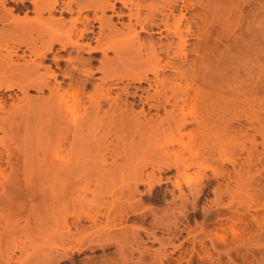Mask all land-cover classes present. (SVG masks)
<instances>
[{"label": "rangeland", "instance_id": "1", "mask_svg": "<svg viewBox=\"0 0 264 264\" xmlns=\"http://www.w3.org/2000/svg\"><path fill=\"white\" fill-rule=\"evenodd\" d=\"M63 1H66V0L59 1L60 5ZM192 1L191 2L193 4L191 3L192 7L189 11V15L191 18L190 19L191 29H192L191 31L192 33L194 32L193 34L195 36L192 34L193 36L189 39V44H190L188 47L189 50L192 49L191 46L194 47L196 41L203 40L202 36L198 35L199 30L197 27L200 26L201 24L197 18L198 17L197 15L204 16L205 18L208 19V21H211L213 23L212 27L210 26L211 34L207 38L209 45H210L209 50H212V53L211 52L210 54L207 53L206 55L208 57L205 56L207 58L205 60H206V63H208L207 65H210L209 63H213V65L214 63H216L219 66L217 65L218 66L217 67L216 64L214 66L211 64V66H209L210 68L206 67L205 70H202L203 77L212 76V74L216 73L217 70L222 69V68L228 69V67L230 68L232 73H235V72H236L235 74L239 73L238 75L234 74L235 75L234 77L236 78L235 84L233 81H230V83L227 86L224 83L219 84V85L223 84L222 85L223 87L226 86L224 88L222 86L221 87L218 86V84L215 85L214 87H209L211 89L208 88L209 96L207 97H208V103H210L208 104L210 107L209 106L206 107V109L208 108L207 109L208 112L206 110V112L204 113L203 110L201 111L198 107H193V106L189 107V111L191 112L192 115L187 118L188 120L191 121L194 118L198 119V117L200 119L201 117L207 119L209 117L208 119L210 121L213 119V122L211 121L212 125L209 124V129L211 130L213 129L214 132L215 131L220 132L223 129L224 132L226 133L224 134L223 130L222 132H220V134H218V132L217 133L215 132V134L217 135L213 137L210 134V133H213V131L210 130V133L208 134L209 137L205 140V144H202V145H198L197 143H194L193 145V142L197 141L195 140L194 137L190 138L192 142L188 141L186 138L184 139L181 138L183 140L180 144L183 145V147L186 146L185 144L190 145L192 147L191 153H194V154H191L190 152H188V150H182L178 148L177 144L175 143L176 144L175 145L174 142L172 143L173 147L175 149L176 148L178 149L171 152L172 155L166 154V153L164 155L163 151L160 150V148L162 149L164 147L168 148V146L171 145L170 143L171 133H172V130L175 128L174 125L172 124H168L167 126L170 125L169 127L165 125L167 123L164 120L165 117L163 118L164 116L163 112L164 113L165 111L168 112V114L165 115L166 117L173 115V114H177L176 108H171L170 105H165V110L161 109L162 112L159 111L156 114L154 109L150 110L147 108V106L146 107L144 106V109H143L145 111L144 115L146 117L148 116L147 118L151 117V115L153 116L154 121L156 120L157 115H158L157 116L158 118H162L161 124L160 123L157 124V122H155L152 124L153 126L151 124H147L148 126L147 127L145 123L146 121H143L141 119L142 115L140 116L139 113H138L139 115H137V113L135 112L137 110H138L137 112H139L140 111L139 109L141 107L139 105V102L137 101L138 98L129 96L127 97V102L133 101V114L134 115L136 114V116L140 118L139 120H136L135 123H134V120L131 122H128L129 124L131 123L130 126L132 124L133 126L129 128L127 127L129 125L127 123H125L122 126H114L113 123H110V122L108 123L109 120L105 117L104 114L102 115V113H104L103 110L105 108L106 109L108 108L107 105L109 104V102L106 103L103 100L102 108H101L103 112L101 110L100 111L102 113L100 111H97V115L99 114V116L96 115L97 116L96 120H94L95 114L93 115V113H91L88 116L91 120L88 117L87 118L85 117L83 121L81 122V124L82 123L83 124L82 125L80 124V126L76 128L78 133L76 132V130L74 132L71 131L73 132V135L71 132L68 133L67 135L66 133L65 134L63 133L62 136L66 139L65 141L67 143L66 146H69L70 144H72L73 146V151H74L73 155L72 156L68 155L67 157L66 153L61 154L59 158L61 159L65 158L67 162L66 165H64L63 167H60V169L59 168L50 169L49 168L50 155H51L50 151L52 150L53 146L56 145L57 141L55 140H57L59 137L58 130L64 127L63 126L64 123L58 118L55 119V117L57 116L54 115L56 114L55 109H53L54 111H52V108L54 107V105H52L53 107L51 106L52 102H48L49 104H45V101H44L45 97H48L49 93L47 92V90L43 91V93H39L35 89L34 90L28 89L27 95H26L27 100H25L22 103L20 102L21 103L20 104L19 99H21L22 97L20 91L16 89H12L11 91L0 90V108H4L5 111L6 109H9V108L11 109L12 107L10 105L12 104V102L14 104L15 103L19 104V106L22 105L23 109L25 107V110H24L25 112L21 110V108H18L21 110V112L19 113L18 111L20 110L18 109L15 110V111L18 110L17 111L18 114H15V115L13 114V116L10 118L9 121H11L12 119H15V121L14 120L11 121L12 123L11 125H8L7 123L8 121L6 122L7 124L6 126L3 125L5 123L2 124L3 128L5 127V129L8 130L7 135H6L7 133L6 130L4 133L0 129V141H1L0 151L4 152L3 146H5L7 149H9V152L13 154V155L12 154L10 155L9 165H7L6 163L4 164L6 158L3 159L4 157H6L5 154L0 153V164H1V168H0V215L1 213L3 214V216L2 215L0 216V219H1L0 222H3L5 219L7 220L9 218L8 220L10 221L11 219V224L17 225L16 227L8 226L4 230L2 228L3 226L2 227L0 226L1 227L0 234L3 236H7L11 230L16 232L20 229H25L24 231H26L27 228L32 229L31 227L33 228L35 227L34 226L35 220L36 222L40 223L39 225L41 227L42 226L43 228L45 227V229H43L42 232L39 233L38 237L34 238L32 242L31 241L28 242V240H25L24 234L19 235V237L16 240V244H20L23 242L25 243L26 251L28 255L32 256L29 258V261H31L30 262L31 264L32 263L34 264V262L38 259V257L42 258L43 254L47 253L48 248L53 246L51 244H53L52 240H54L55 236L52 237V234L50 233L51 228L46 225V222L52 219V214H54L55 211H57L59 206H61L62 204L65 206L66 205L70 206L72 204H75V201L77 203L76 205H79L81 203L80 208L84 206L83 207L84 209H89L90 211L92 210L97 211L96 209L99 210L100 207L102 208L104 207L105 209L106 208L108 209V207H110L111 204H114V207L112 205L110 207V210H112L111 211L112 213L118 208H119L118 210L126 209L128 214H125L124 212L123 214L121 212L125 216L124 219L123 218L122 219L123 220L126 219V221L124 222L122 220V224L123 223L124 224L121 225L123 228L121 232L126 231L125 234H127L128 232H131V234H133L135 232L134 234L137 233L136 236L138 237L135 238L134 234H133L134 235L133 237L132 235L128 233V235L132 236V238L135 239V241H133V239L130 238L129 236L127 237V235L125 236L123 233L118 232V234L119 233L122 234V236L127 237L129 240L132 239V241L130 240L131 244L130 243L128 244L129 240L126 239L125 237L124 238L128 240L126 243L124 241L122 242V240L124 239L121 235L117 236L118 238L121 236L119 238L120 240L116 237L117 238L116 243L118 240L121 247L126 246L125 249L124 247L123 248L118 247L119 248V251H118V248L115 249V247H117L116 246L117 244H115V240L113 242H112V239L111 241L107 240L109 242L107 243V245H105L106 248H104L105 246H103V248L90 247V248L83 250V252L81 251L78 253L74 251L73 252L74 256L72 255V257H74L73 264H85L87 260L90 261L91 259L92 260L94 259V263L92 262L93 264H99V261L106 262L108 261V258H111V257L114 258V260L115 258L117 259V262L115 260L117 264H264V153H263L264 152V144H263L264 143V136H263V133H264V103L263 102L264 100L263 99L264 98L259 97V96L264 97V91L263 93L262 91L261 92L258 91L261 88L259 87L258 89V86H260L261 83L264 84V79H263L264 78L263 76L264 74V71H263L264 69V10H263L264 2L261 3V1H264V0H254V1L253 0H248V1L247 0H222L221 2H219V4L217 2L214 3L213 0H208V1L201 0V4L199 3L200 0H197V1L192 0ZM28 2L29 1L27 0L24 3H20L15 0H6L4 2V8L12 10L13 17L17 18L18 20H28L29 21L33 19L35 14L33 13L32 5ZM248 3H251L250 7ZM60 5H58V7L52 13V15H53V18L57 20H60L62 18L61 20L62 23L60 24H63V32H65V30L69 28L67 27L69 26L68 20L70 21V18L77 16V13L75 11V6H73L74 11L71 14H69L68 12L65 11L64 8L61 7L63 9L62 11V9L60 8ZM175 5L176 6L174 10L176 9L175 11L176 13L175 12L174 13L178 14L180 10V5L179 4H175ZM255 5H257V7L263 6L262 7L263 9L261 8L257 9L255 8ZM217 7H218V11H216ZM253 8L257 10H254ZM28 9H31V10H28ZM59 10L62 11V13H60ZM122 11L124 13L127 12L126 9H123ZM201 11H203L204 14ZM143 12L145 13L144 10ZM81 13L83 15L85 13L88 17L92 15L91 12L87 13V12L82 11ZM114 14L115 13L110 12V10L108 11L106 10L104 12V17L106 18L111 17L110 22L107 23V25H108V28L111 29L112 31L111 33L113 35L110 33L112 37L111 39L110 37H108V39H110L111 41L118 40L117 42L124 41L125 43L122 42L124 46L123 44H121L123 47L118 49L117 55H115L111 51L107 52V59H109L108 61L110 62L108 64L109 66L111 65L110 69L114 73L117 72L118 70L125 72L123 73V75H125L126 73L129 74V73L136 72L137 70L139 72L140 69L143 70L144 67L147 66L146 63L144 64V62L141 61V58L145 61L144 58L146 56L145 54L148 53L146 52L148 51V49L145 51V54H144L145 49L144 50L140 49L142 51H138L139 48L136 49L138 46L137 45L138 41L140 43L142 42V40H144V42L145 41L148 42L146 45H151L149 39L148 38L146 39V36L148 37V34H151L150 37L153 35L152 41L154 42L160 41L164 44L168 40H170V36H166L167 33L164 30H162L161 32L162 35H158L156 33H149V32L148 33L139 32L138 39H135L134 41L133 40L129 41L127 38H129L130 35H127L128 31L124 27V25L127 24L126 16L123 15L119 18V17H116V14L115 15ZM98 15H100L99 12H98ZM46 16H47V13H44L43 17H46ZM91 17L92 16H90V18ZM196 22H198L197 26H196L197 24ZM90 23L93 26L92 28L90 27L91 30L93 29V34H90V33L88 34V40L91 43L87 41V39L86 40L84 39L82 41L79 40V43L89 42L90 46L94 47L95 43L93 41L94 40L93 38L94 36H97L96 33H98V27H97L98 24L94 22L93 20H91ZM77 26L81 27V25L78 23H77ZM192 26L195 28H192ZM136 29L137 31H139L137 27ZM107 30L108 29H104L103 31V34L107 33L105 34L106 36L110 35L108 34L109 32ZM114 30H116L117 32ZM114 32H116L117 38H115ZM121 33H124L125 35H122ZM164 34L166 37H161V36H164ZM121 35L123 38L121 37ZM212 35L216 37L219 35V40L218 38H215ZM74 36L75 35H72V40L76 38ZM126 39L127 41H125ZM136 40H137V43H136ZM212 42H215L216 44ZM130 43L131 45H129ZM217 43H218V48L216 46ZM54 48H55V51H53L52 54H48L47 55L48 58L46 57L41 62V64H44L42 65L43 67H50L52 70H54V65H52V62H54V60L51 58L53 57L52 56L53 54H56V56H59L62 58L67 57V53L61 51L58 45H55ZM24 49L25 48L23 46H20L19 49L16 51L18 54H21L22 51H24ZM84 51L81 52L82 54L81 53L79 54V58L81 60L90 59V58L92 59V61L90 62L91 63L90 68H92L91 69L92 76L89 80L90 82L85 87L86 90L84 89L85 96L84 95L83 96L85 98L81 96V101H82L81 103L84 105L85 104L88 105V101L86 100V96H87L86 93L93 92L94 85H96V83L97 84L100 83L99 78L102 76L101 73L97 70V67L99 66V60L101 59L102 55L100 52L90 53V52H87V51L84 52ZM136 51L140 52L142 57L138 55L139 53ZM189 52L190 53H188V55L190 56H188V59H189L188 66L190 65L189 66L190 68L187 66V70L190 69V71H188L189 73H187L188 79L182 80V81L177 79V82H179L180 85L181 86L183 85L182 87H184L185 85L189 83L188 80H190L191 78L193 82L197 83L196 86H199L202 89L204 88L207 91L206 89L207 87H204L203 84L201 83V80L203 78L202 75L199 78H197V80L193 79V78H196V76H199L201 72L199 73L200 70L198 69V66L196 65V63L199 62L197 60V57L193 56L195 54L192 51H189ZM25 53L27 54V52ZM72 53H74L73 56L75 57L76 53L71 52L70 54L71 56H72ZM217 55H218V60H217ZM191 57H193V59ZM25 59L27 60L28 57L26 56ZM139 60L142 62V64L139 63ZM233 60L234 61L236 60V61L234 62ZM21 62L22 61H20V63ZM60 62L61 63L63 62L64 64L62 63L61 65ZM59 64H60V67H63L65 66L66 63L64 62V59H62V61L59 60ZM136 64L138 65L135 67L134 65ZM233 64L237 66L240 64L242 68H237ZM130 65L134 66L135 69L137 67L139 69L137 68L136 71L130 70L131 68L133 69V67ZM191 66L193 67L192 69H191ZM194 66L196 67L197 70H194L195 69ZM233 66H235L236 68ZM119 67L123 68L124 71L122 69H119ZM247 67H250V68H247ZM116 69L117 71H114ZM193 70L194 72L198 71L199 74L198 75H196L197 73L194 74ZM38 71L39 73L44 72L42 68H40V70ZM54 71L57 74L60 73V72L58 73L57 70H54ZM163 71H164L163 73L161 72L163 75L160 74L159 78H162V76L164 78L165 76L168 75V77H165V78L167 79L169 78L170 80L174 77V71L170 69H165ZM170 71H172V73ZM251 72L253 76L249 75L251 74ZM117 73H120V72H117ZM149 74L147 72L148 77L151 76V74L150 75ZM60 76L62 75L59 74L56 76V83H59L60 86L62 85L61 88H65L68 80L64 78L63 76L62 77ZM229 76H230V73H229ZM241 76L243 77V79L241 78ZM259 76H261L260 79H258ZM251 77H254L255 79L252 78L251 80ZM240 78L242 80L240 82L237 81V79L239 80ZM198 79L200 81L196 82L198 81ZM248 79H250L252 83L251 81L247 82L249 81ZM236 81H237L238 87L242 86V87H239L241 88L240 90L238 88L237 92H236L237 90ZM242 81H243V84H241ZM90 83L91 84L94 83L93 86H91ZM125 83L126 81L124 80L123 83H116L118 84V86L116 84H112L111 86H109V88H111V91H112L111 95L113 93L112 97H114L115 96L114 94L118 92L116 91L117 90L116 86L120 87ZM239 83L241 85H239ZM248 83L250 84L247 85ZM232 84L234 85L232 86ZM131 85L133 87L138 86L137 83H134V85L133 84ZM131 85L128 86L130 87L129 88L130 92L133 91V88H131ZM112 86L115 88H112ZM233 87H235L236 89L235 88L233 89ZM139 88H143V89L145 88L148 90L149 93L153 92V89L151 91V88H149L147 86V83L145 82L140 83ZM246 88L252 91L248 92ZM204 89L203 91L205 92ZM242 89H244V91ZM212 90L214 91L213 93H212ZM219 92H221L222 96L220 95ZM234 92L235 94L237 93L236 94L237 95L236 97H238L237 99L234 98L235 97L234 96L235 94H233ZM206 94L207 92H205L204 96H206ZM228 94L233 95V99L234 100L236 99L235 102L231 97L232 95L230 96ZM212 96L217 97V98L221 97L219 99L222 101L218 99L221 103H219L217 98L216 99L214 98L216 102V104L214 105L213 104L214 99L212 98ZM226 96L227 97L229 96L230 100L229 98H226ZM239 97L242 98L243 100L245 99L244 100L245 106L243 105L242 99H240ZM253 98H256V102L254 101L255 99ZM226 99L228 100V102H226L227 101ZM231 99L233 101H231ZM260 99H262L261 103H260ZM136 101L139 106L137 105ZM245 101H248L249 103L247 102L248 103L247 104ZM41 102L43 103L41 104ZM131 102H128V103H131ZM24 103L25 104L28 103V106L27 105L24 106ZM151 103H154V102H151ZM230 103H232L231 106L233 104L234 105L231 107L229 106ZM32 104L33 106H35V108H33V106L32 107L30 106ZM234 106L237 108H235ZM211 108H215V109H211ZM230 108H231V111H230ZM172 109L174 110L176 109V112L175 111L172 112ZM4 110L0 109L1 117H7V114H5ZM154 114L156 116H154ZM204 114L206 117L204 116ZM213 115L215 116V118L213 117ZM223 116H225V118ZM216 118L218 119L222 118L223 120L222 119H220L222 121L218 120V122L219 121L220 122L219 124H217L218 122L215 123L217 121ZM86 119L89 121H87ZM214 119H215V122H214ZM249 119H251V121ZM140 122H142L143 124ZM59 123H61V125H59ZM107 124L109 125L107 126ZM141 124H142V127H141ZM215 124L219 127V128L217 127L218 129L216 128ZM250 125L252 127H248ZM110 126L113 127V129H111ZM143 126H144V129H143ZM56 127L59 129L56 130ZM109 127H110V130H109ZM114 127L115 128L119 127V129L115 130ZM139 127H141L142 129H140ZM9 128H11L10 133H9ZM124 128L126 130H124ZM194 128H195L194 123H192V124L187 125L185 130L183 129L181 132L182 134L187 133L189 135H193L194 134L193 132L195 131ZM241 128H244V130ZM106 129L108 130V132L105 131ZM118 130H120L121 133ZM234 130L235 132H233ZM56 131H57V134L54 135ZM104 131L106 133H104ZM3 134H4V137L6 136L5 138L2 137ZM232 134L233 136L231 137L230 135ZM120 135H122L123 137L122 136L120 137ZM225 135H227L228 137ZM62 136L60 138H63ZM1 137L3 140H1ZM115 137L117 138L119 137V138L118 139L116 138L115 140ZM177 138H179V136ZM163 141L166 143H164ZM164 145H166L167 147ZM105 147L111 148V150L108 148L105 149ZM23 148L25 149L23 150ZM117 148H118V151L120 152H117ZM112 149L114 150L112 151ZM179 150L180 151L182 150L184 152L182 151L180 152ZM210 150L212 151L210 152ZM112 152L113 153L116 152V154L114 153L115 156ZM219 153L222 155L223 162L220 159L221 156H219ZM102 154L103 155L106 154L105 156H103L104 158L102 157ZM195 154H198V155H195ZM170 155L173 156L174 159L172 157H169ZM247 155H250L251 157H248ZM165 156L167 158H165ZM168 159L171 161V163L170 161H168ZM181 159H184V160H181ZM103 160H105L106 162ZM180 160L183 161L182 164H180L181 162ZM163 161H165L164 163L165 165L161 164L163 163ZM230 161H234V162L231 163ZM228 162L230 164H228ZM114 163H116L115 165L117 166L113 165ZM172 164H177L180 167L176 168L175 166H170L171 168L168 167L170 168L168 169L167 165H172ZM21 165L24 168H22ZM160 167L161 169L159 170ZM172 167L174 168L172 169ZM2 168H4V170ZM104 169L106 170V172ZM108 169H110L112 172H110V170ZM139 171H142L140 175L142 176L144 181L139 182L135 190V193H132L134 201L131 198H129V196L132 197L131 193H130L131 195L128 194L129 196H126L132 200L131 202L130 200L126 201L125 199L127 198L122 200L127 194L126 192L129 189H127L126 192L125 191L122 192V191L126 189L127 185L134 183V180L132 178L137 176L135 173ZM235 171H237V173H235ZM148 174L149 176L152 175L151 180L146 179V176ZM115 176L120 177V178L115 179L114 178ZM157 179H158V182H157ZM196 179L198 182L196 181ZM199 180L201 181V183H199ZM149 183H151L150 187L148 185ZM193 186L196 187L195 190H194L195 187ZM9 192H13L14 196L11 194V197H10ZM122 195H124V197H122ZM54 196H55V199H54ZM47 200L50 203H48ZM120 201L122 205L124 203H127V206L125 204H124L125 206H122V205L115 206V204L117 203L120 204ZM128 202H130L131 205L133 203L135 204V205L133 204L132 207L134 208L136 212L133 211L132 213L130 209L133 210V208H131V205L128 204ZM137 202H139L140 204H137ZM99 203L101 204H100V207L98 208L97 206L99 205ZM138 205L140 207V211H139ZM117 206L118 208L115 209V207ZM134 206L138 208L135 209ZM105 209L104 210L100 209V211L103 213ZM28 210L29 212L27 213ZM128 210H130L131 212H129ZM94 211L90 212L91 213L90 215H93ZM31 214H33V216ZM143 214L145 215V217ZM22 217H25V219ZM97 218H98L97 220L99 221V222L97 221V223L100 226H102L104 219L100 218V216H97ZM84 221L85 220L81 221L82 226H85V225L88 226L90 224V222H87V220L85 222ZM128 229L129 231H127ZM132 229L133 230L135 229L134 232ZM45 230H47V232ZM112 231H116V230L112 229ZM47 235H50L51 237L49 236L47 237ZM103 237L104 236H102L100 239H103ZM137 242L139 243V245L136 244ZM112 243L113 245H111ZM124 243L128 245H124ZM108 244L110 245V247L108 246ZM124 250L126 252H124ZM120 252H121V255H119ZM125 253L127 254V256H125L126 255ZM104 254H105V257H104ZM108 254H109V257L107 258ZM19 255L20 253L18 249H16V251L14 250L13 261H12L13 264H16L14 260ZM119 256L121 260L120 258H118ZM36 257L37 259L35 261H32L33 260L32 258L35 259ZM88 257H90V259H88ZM105 258L107 259L105 260ZM112 258L111 260H113ZM111 260L109 259L108 262L110 264H114L115 262L113 261L114 262L113 263ZM122 260L124 262H121ZM63 264H69V263L65 262Z\"/></svg>", "mask_w": 264, "mask_h": 264}, {"label": "bare ground", "instance_id": "2", "mask_svg": "<svg viewBox=\"0 0 264 264\" xmlns=\"http://www.w3.org/2000/svg\"><path fill=\"white\" fill-rule=\"evenodd\" d=\"M5 1L6 0H0V25H1L0 26V90L11 91L12 89H16V90L20 91L22 97H21V99H19V103L20 102L22 103L25 100H27L26 95H27L28 89H33V90L35 89L39 93H43V91L47 90V92L49 93L48 94V97H45V100H44L45 101V104H49L48 102H52L51 106L54 105V107L52 106L53 107L52 108V111H54L53 109H55V112H56V114H54V113L53 114L57 116V117L54 116L55 119L58 118L59 120H61L64 123L63 124V126H64L63 128H60L59 129V128L56 127V130L59 129L58 130L59 131V134H58L59 137H58L57 140H55V141H57L56 145H54L53 148H52V150L50 151V153H51V155H50V166H49L50 169H58V168L60 169V167H63L64 165H66L67 162H66L65 158H62V159L59 158V156L61 154L66 153L67 157H68V155L69 156H72L73 155V152H74L73 151V146H72V144H70L69 146H66V144H67L65 142L66 139L62 136L63 133L64 134L66 133V135H67L71 131L74 132L76 130V132H77V129L76 128L78 126H80V124L83 121V119L85 117L87 118L91 113H93V115L95 114V119L94 120H96L97 119V116H99V114L97 115V111H100L101 110L103 100L106 103L109 102V104L107 105L108 108L107 109L105 108L106 110L105 109L103 110L104 113H102L103 112L102 110H101L102 112L101 111L100 112L102 113V115L104 114L105 117L109 120L108 123L109 122L110 123H113L114 126H122L125 123L129 124L128 122H131L133 120H134V123H135L136 120H139L140 119L139 117L136 116V114L135 115L133 114V101L132 102L131 101H128V102H131V103H128L127 102V97H129V96L130 97H137L138 98L137 101L139 102V105L141 107L139 109L140 110L139 112H137L138 110L135 111V112L137 113V115H139V114H140V116L142 115V118L141 119L143 121H146L145 122L146 123V126H147V124H151L152 125L155 122H157V124H159V123L161 124L162 118H158L157 117L158 115L156 116L155 114H154V116H156V120L155 121L153 120V116L152 115H151V117L147 118L148 116L146 117L144 115V112H145L143 110L144 109V106L145 107L147 106V108L150 109V110L154 109L155 112H156V114H157L159 111L162 112L161 109L165 110V105H170L171 108H176L177 109V114H173V115H170V116H167L166 117L165 115L168 114V112L165 111V113L163 112V114H164L163 118L165 117L164 120L167 123V124H165L166 126L168 124H172L175 127V128L173 127L174 128L173 130L171 128V130H172L171 140H170L171 145L174 142V144L175 143L177 144L178 148H180L182 150H188V152L191 153L192 147L190 145L185 144L186 146L183 147V145L180 144L184 138H186L188 141H191L190 138L191 137H194L195 140H197V141L193 142V145H194V143H197L198 145L205 144V140L209 137L208 134L210 133V130H211V129H209V124L212 125L211 121L213 122V119L210 121L208 119L209 117L207 118L208 120L206 118H203V117H201V119L198 117V119L194 118V119H192L190 121V120L187 119L189 116L192 115L191 112L189 111V107H191V106L198 107L201 111L203 110V112L205 113L206 110L208 109V108L206 109V107L209 106L208 104H210V103H208V97H207V96H209V94H208L209 93L208 88L209 87H214L217 84H218V86L221 87L223 85V84L222 85H219L221 83H224L227 86L230 83V81H233L234 84H235V79L236 78L234 76L235 75H238L239 73L238 74H235L236 73L235 71H234L235 73H232V71L228 67V69H223L222 68V69L217 70L216 73L212 74V76H205V77H203L202 70H205L206 67L210 68L209 66H211V64L213 65V63H209L210 65H207L208 63H206V60H205V59H207L206 57H208L206 54L207 53L210 54V52L212 53V50H209V46L210 45H209V42H208L207 38L211 34V32H210V26L212 27V24L213 23L211 21H208V19L205 18L204 16L197 15L198 16L197 18L200 21V24L201 25L197 27L198 30H199V31L197 30L199 32V34L198 33H196V34L202 36V39L203 40H198V41L195 40L196 42H195L194 47L191 46L192 49L189 50L188 49V47L190 45L189 44V39L194 35L193 34L194 32L192 33V31H191L192 30L191 29V20H190L191 18H190V15H189V11H190V9L192 7V4H193L192 3L193 2L192 0H66V1H63L61 3L62 6L59 3L60 0H27V1H29L28 3H30L32 5L33 13L35 14L34 17H33V19H31L29 21L28 20H18L17 18L13 17L12 10L5 9L4 8V2ZM15 1H18L20 3H24L26 0H15ZM213 1H214V3L217 2L219 4V2H221L222 0H213ZM262 2H264V1H261V3ZM199 3L201 4V0L199 1ZM261 3H260V5H261ZM175 4H179L180 5V10L178 9L179 10L178 14H175L176 13L175 12L176 9L174 10V8L176 6ZM248 4H249V7H250L251 6L250 5L251 3H248ZM58 5H60V8L61 7L64 8L65 11L68 12L69 14H71L74 11L73 6H75V11L77 13V16H75L73 18H70V21L68 20L69 26H67V27H69V28H67V30H65V32H63V24H60V23H62V21H61L62 18L60 17L61 19L60 20H57V19H54L53 18V15H52V13L56 10V8L58 7ZM204 6H205V4H204ZM218 7H217L216 11H218ZM262 7H257V5H255V8H257V9L258 8L259 9L260 8L263 9ZM177 8H178V6H177ZM123 9H126L127 12L124 13L122 11ZM257 9H254V10H257ZM28 10H31V9H28ZM106 10L107 11L110 10V12L115 13L116 14V17H119V18L121 16H123V15L126 16V18H127V22L126 23L127 24H125L124 27L128 31L127 35H130V37L128 36L129 38H127L129 41H132V40L134 41L135 39H138L139 38L138 37L139 32H145V33H148L149 32V33H156L158 35H162L161 34L162 30H164L167 33L166 36H170V40H168V41L166 40L167 42L164 43V44L162 42H160V41L158 42L157 40H156L157 42H154V41H152V38H153L152 36L153 35L150 37L151 34H148V37L146 36V39L147 38L149 39L151 45H146L148 42L145 41L146 42L145 43L144 40L141 39L142 42L139 43V41H138V44H137L138 46L136 48V49L139 48L138 51H142V50L145 49L144 50V54H145V51L148 49V51H146L148 53L145 54L146 55L145 58L143 57L145 59V61L141 58V61L144 62V64L146 63L147 66L144 67V69L142 67L143 70L140 69L141 71L139 70V72H138V70L136 71V69L138 67L135 69V67L138 64L134 65L135 67L132 66V65H130V66L133 67V69L131 68L130 70H133V71L135 70L136 72L129 73V74L126 73L125 75H123V73H125V72H122L120 70L117 71V69H118L117 68L114 71H117V72H120V73H117V72L114 73L110 69V66L111 65L109 66V64H108L110 62L108 61L109 59H107V52L111 51L115 55H117L118 54V49H120L121 47L124 46V44L122 43L124 41L117 42L118 40L117 41L116 40H114V41H111L110 40L113 34L111 33L112 32L111 29L108 28L107 23L110 22L111 17H109V18L104 17V12ZM143 10L145 11V13L143 12ZM62 11H63V9H62ZM62 11L59 10L60 13H62ZM82 11L87 12V13H90L91 12L92 15H90V16H92V17L91 18H90V16L88 17L85 13L83 15L81 13ZM98 12L100 13V15H98ZM201 12L204 14L203 11H201ZM44 13H47V16L46 17H43V14ZM63 13H65V12H63ZM206 17H208V16H206ZM91 20H93L94 22H96L98 24V26H97L98 27V33H96L97 36H94V38H93L94 39L93 41L95 43V46L94 47L90 46V44H89L90 41L88 40V34L89 33L90 34H93V29L91 30V28L93 26L90 23ZM193 21H195V20H193ZM77 23L80 24L81 27L80 26L78 27L77 26ZM196 23H197L196 24V26H197L198 25V22H196ZM136 27L138 28L139 31H137ZM192 28H195V27L192 26ZM104 29H108L107 30L109 32L108 34L111 33L112 35L110 34V35H107L106 36L105 34H107V33L103 34ZM220 29H222V28H220ZM193 30H195V29H193ZM114 31H116V30H114ZM116 32H114L115 38H117ZM121 34L122 35H125L124 33H121ZM156 34H154V35H156ZM72 35H75L74 37H76L74 40H72ZM122 35H121V37H122ZM166 36L164 34V36H161V37H166ZM212 36H214V35H212ZM108 37H110V39H108ZM214 37L215 38H218V40H219V35L217 37L216 36H214ZM174 38H175V40H174ZM84 39L85 40L87 39V41H89V42H86L85 41L86 43H79V40L82 41ZM127 39L125 41H127ZM154 39H156V38H154ZM122 40H124V39H122ZM215 40H213V41H215ZM136 43H137V40H136ZM212 43H215V42H212ZM121 44H123V46ZM133 44H134V42H133ZM55 45H58L61 51L67 53V57L66 58H62V57L56 56V54H53L52 55L53 57H51L54 60V62H55V63L52 62V65H54V70H57L58 73L60 72L59 74H61L64 78H66L68 80V82L66 83V87L63 85L65 88H61L62 85L60 86L59 83H56V76L59 75V74L55 73V71L52 70L50 67H43L42 65H44V64H41V62L47 57L48 54H52L53 51H55V48H54ZM129 45H131V43ZM20 46H23L25 49H24V51H22L21 54H18L16 50H18ZM216 46L218 48V43H217ZM8 48H10V49H8ZM140 49H142V50H140ZM219 49H217V50H219ZM84 50L87 51V52H90V53H98V52H100L101 55H102L101 59L99 60V66L97 67V70L101 73L102 76L99 78L100 83H98V84L96 83V85H94L93 92L92 91H91L92 93L89 92L90 94L89 93H86L87 94L86 100L88 101V105H86V104L84 105V104L81 103L82 102L81 101V96H83L85 94L84 93V89L88 85V83L90 82L89 80H90V78L92 76V70H91L92 68H90V64H91L90 62L92 61V59L90 58L91 56L89 57L90 59H85V60L84 59L81 60L79 58V54L81 52H83ZM138 51H136V52H138ZM189 51H192L195 54V55H193V54L192 55L195 56V57H197V60L199 61V62L198 61L197 62L199 63V65H198V63H196V65L198 66V69L200 70L199 73L201 72L200 74L198 73V71L194 72V70H197L196 67L194 66L195 69L193 70V73L194 74L197 73L196 75L199 74V76H196V78H193V79L194 80L195 79L197 80V78H199L202 75L203 78L201 80V83L203 84L204 87H207L206 88L207 91L203 88L205 90V92H207V94H208V95L206 94V96H204L205 92L203 91V89L201 87H199V86H196L197 83L193 82V80L191 78H190V80H188L189 83L186 81L188 84L186 83L187 85H185L184 87H182L183 85L181 86L180 83L177 82V79H179L181 81L188 79L187 73H189L188 71H190V69L187 70L188 61H189L188 56H190V55H188V53H190ZM2 52H4V53H2ZM25 52H27V54ZM71 52H75L76 53V56L74 57L73 56L74 53H72V56H73L72 57L70 55ZM138 53H139L138 55L141 56L140 52H138ZM26 56L28 57L27 60L25 59ZM63 57H65V56H63ZM191 58L193 59V57H191ZM62 59H64V62L66 64L63 67H60L59 60L62 61ZM217 60H218V55H217ZM20 61H22V62L20 63ZM141 61L139 60V63L142 64ZM193 61H195V60H193ZM228 62H230V61H228ZM62 63H61V65H62ZM215 64L216 63H214V65ZM217 65L218 64H216V66ZM233 65H235V64H233ZM235 66L237 68H242L240 64L238 66L237 65H235ZM235 66H233V67H235ZM40 68H42L44 70V72L39 73L38 70H40ZM192 68L193 67L191 66V69ZM247 68H250V67H247ZM119 69H122L123 70V68H121V67H119ZM165 69H170V70L174 71V77L172 79L169 80V78L168 79L165 78V77H168V75L165 76L164 78H163V76H162V78H159V75L162 74L164 72L163 70H165ZM128 71H129V69H128ZM172 71H170V72L172 73ZM263 71H264V69H263ZM147 72H148V74L149 73L151 74L150 77L147 76ZM247 72H248V70H247ZM229 73H230V76H229ZM241 73H243V72H241ZM194 74H193V76H194ZM259 74H261V73H259ZM249 75H252V72ZM62 76H60V77H62ZM263 76H264V74H263ZM260 77L261 76H259V78L258 77L257 78L260 79ZM241 78L243 79L242 76H241ZM241 78L239 80L237 79V81L240 82L242 80ZM252 78H254V77H251V80H252ZM124 80L126 81V83L123 84L120 87H117L118 84H116V83H123ZM248 80L249 81H247V82H250L251 81L250 79H248ZM199 81L200 80L198 79V81H196V82H199ZM237 81H236V87H237L236 92L238 91V88L239 87H242V86H239L238 87ZM243 81H242L241 84H243ZM142 82L147 83V86L149 88H151V91L153 89V92L152 93H149L147 89H145V88L144 89L143 88H139V84L142 83ZM254 82H255V80H254ZM256 82H258V81H256ZM261 82H262V80H261ZM134 83H137L138 86H134L133 87L131 84L134 85ZM251 83H252V81H251ZM93 84H91V86H93ZM112 84H116L117 85L116 86V88H117L116 91H118V92H116V94H114L115 95L114 97H112L113 93L111 95V92L112 91H111V88H109V86H111ZM234 84H232V86ZM241 84L239 83V85H241ZM249 84L250 83H248L247 85H249ZM253 84H255V83H253ZM129 85H131V88H133V91H131V92L129 91V88H130V87H128ZM258 85H259V83H258ZM258 85H256V86H258ZM261 85H263V86H261ZM261 85L258 86V89H259V87H261L260 90H258V91L259 92L262 91V93H263V91H264V84L261 83ZM226 86H224V87H226ZM112 88H115V87L112 86ZM234 88L235 87H233V89ZM209 89H211V88H209ZM218 89H220V88H218ZM240 89L241 88H239V90ZM213 90H212V93L214 92ZM225 90H227V89H225ZM232 90H230V91H232ZM242 90L244 91V89H242ZM247 90H248V92L249 91H252V90H249V89H247ZM212 93H210V94H212ZM219 93L221 95V92H219ZM215 94H213V95H215ZM233 94H235V92ZM236 94L234 95L235 96L234 98L237 99L238 97H236L237 96ZM244 94H246V93H244ZM228 95L231 96L232 94H228ZM122 96H123V98H122ZM231 97L233 99V95ZM259 97L260 98H264V97H261V96H259ZM212 98L213 99L214 98L216 99L217 97H213L212 96ZM219 98H221V97H219ZM219 98H217V100ZM226 98H229V100H230V97L229 96L228 97L226 96ZM256 98H253V99H255L254 100L255 102H256ZM215 99H214V102H213L214 105L216 104ZM232 99H231V101L234 100V99L233 100ZM240 99H242V98H240ZM235 100H234V102H235ZM244 100L242 99L243 105L245 104L244 103ZM261 100L262 99H260V103H261ZM42 101H43V99H42ZM137 101H136V103H137ZM220 101H222V100H220ZM220 101H219V103H221ZM83 102H85V101H83ZM151 102H154V103H151ZM226 102H228V100ZM245 102L247 103L248 101H245ZM42 103L43 102H41V104ZM231 104L232 103H230L229 106H231ZM258 104H259V102H258ZM25 105L28 106V103L27 104L24 103V106ZM137 105H138V103H137ZM10 106L12 108L11 109L10 108L9 109H6L5 108L6 111L4 110V108H0V109L4 110L5 114H7V117H1L0 116V126H1L0 129L4 133H5V130H6L7 131L6 135L8 134V130L5 129V127L3 128L2 124L5 123L3 125L6 126L7 125L6 122L8 121L7 122L8 125H11L12 124L11 121L12 120L15 121V119H12L11 121H9L10 118L13 116V114L15 115V114H18L19 112H21V110H23V111L25 110V107L23 109L22 105L19 106V104H16V103L14 104L13 102H12V104ZM30 106L32 107L33 104L30 105ZM213 107H215V106H213ZM238 107H239V105H238ZM18 108H21V110L18 109ZM33 108H35V106H33ZM147 108H146V110H147ZM235 108H237V107H235ZM16 109H18L20 111L17 110L18 111V113H17V111H15ZM176 109L175 110L172 109V112L173 111L176 112ZM211 109H215V108H211ZM227 110H229V109H227ZM195 111H194V113H195ZM217 111H219V110H217ZM230 111H231V108H230ZM26 112H28V111H26ZM100 112H98V113H100ZM207 112H208V110H207ZM220 113H222V112H220ZM199 116H200V114H199ZM204 116H205V114H204ZM91 117H93V116H91ZM213 117L215 118L214 115H213ZM216 117H217V115H216ZM223 117L225 118V116H223ZM106 118H105V120H106ZM222 118H220V119H222ZM216 119H217L216 122H215V119H214V122L215 123H217L218 120H220L218 118H216ZM247 119H248V117H247ZM251 119H249V120L251 121ZM222 120H220V121H222ZM87 121H89V120H87ZM219 122L217 124H219ZM140 123H142V122H140ZM192 123H194V126H195V128H194L195 131L193 130L194 131L193 132L194 134L193 135H189L187 133H185V134L183 133L182 134L181 131L183 129L185 130L186 126L189 125V124H192ZM130 124L127 127L130 128L131 126H133V124L131 126H130ZM142 124H141V127H142ZM59 125H61V123H59ZM108 125L109 124H107V126ZM169 126H167V127H169ZM219 126H221V125H219ZM110 127H109V130H110ZM135 127H137V126H135ZM141 127H139V128L142 129ZM217 127L218 126L216 125V128ZM248 127H252V126L250 125ZM10 129L11 128H9V133L11 132ZM107 129L105 130L106 132H108ZM111 129H113V127H111ZM114 129L115 130L116 129H119V127H116V128L114 127ZM143 129H144V126H143ZM241 129L244 130V128H241ZM124 130H126V129L124 128ZM222 130L220 132H222ZM105 131H104V133H106ZM118 131L120 132V130H118ZM211 131H213V129ZM73 132H71L72 135H73ZM119 132H117V133H119ZM215 132L217 133L218 131H215ZM215 132L213 131V133H210L211 136L214 137L215 135H217V134H215ZM220 132H218V134H220ZM233 132H235V130ZM122 133H123V131H122ZM223 133L226 134L224 132V130H223ZM228 133H229V131H228ZM55 134H57V131L54 133V135ZM168 134H170V133H168ZM61 136L63 138H60ZM121 136L122 135H120V137ZM157 136H159V135H157ZM178 136H179V138H177ZM225 136H227V135H225ZM230 136L232 137L233 134L230 135ZM230 136H229V138H230ZM263 136H264V133H263ZM2 137L5 138L6 136L4 137V134H3ZM2 137H1V140H3ZM8 137H9V135H8ZM56 137H55V139H56ZM116 138L117 137H115V140H116ZM181 138H183V139H181ZM164 143H166V142H164ZM164 143H162V144H164ZM110 145H111V143H110ZM171 145L168 146V148H165L164 147L163 148L164 150L162 148H160V150L163 151V154L164 155H165V153L166 154H171V152H173L174 150H177L178 149V148L175 149L173 147V145L172 146ZM164 146H166V145H164ZM3 148H4V152L0 151V153L5 154V156H6V157L3 158V159L6 158L4 164L6 163L7 165H9V157H10V155L12 153H10L9 152V149H7L5 146H3ZM106 148H108V147H105V149ZM24 149L25 148H23V150ZM108 149L111 150V148H108ZM113 150L114 149H112V151ZM179 151H177V152H179ZM211 151L212 150H210V152ZM107 152H109V151H107ZM117 152H120V151H118V148H117ZM182 152H184V151H182ZM188 152H187V154H188ZM20 153H21V151H20ZM114 153L116 154V152H114ZM103 154H102V157L106 155V154L105 155H103ZM113 154H111V155H113ZM115 154H114V156H115ZM191 154H194V153H191ZM171 155L169 157H172L174 159V157L171 156ZM195 155H198V154H195ZM250 155H251V153H250ZM250 155H247V156L248 157H251ZM219 156H221L220 159L222 161V155L220 153H219ZM165 158H167V157L165 156ZM53 159H55V160H53ZM249 159H248V161H249ZM165 160H167V159H165ZM181 160H184V159H181ZM252 160H251V162H252ZM103 161H105V160H103ZM168 161H170V160L168 159ZM182 162L183 161H181L180 164H182ZM230 162L232 163L234 161H230ZM164 163H165V161H163V163H161V164L165 165ZM170 163H171V161H170ZM115 164L116 163H114L113 165H115ZM228 164H230V163L228 162ZM111 165H112V163H111ZM178 165H179V163H178ZM178 165L177 164L167 165V168L170 167V166H175L176 168L177 167H180ZM10 166H11V164H10ZM115 166H117V165H115ZM0 168H1V164H0ZM22 168H24V167L22 166ZM170 168H168V169H170ZM173 168L174 167H172V169ZM2 169L4 170V168H2ZM160 169H161V167L159 168V170ZM108 170H110V169H108ZM108 170H107V172H108ZM177 171H178V169H177ZM105 172H106V170H105ZM110 172H112V171L110 170ZM141 172L142 171L136 172L135 174L137 176H135L134 178H132L134 180V183L132 182L133 184L127 185L126 189L122 191V192H124V191L126 192L127 189H129L126 192L127 193L126 195L124 193L125 197H124V195H122V197H124L123 199L121 198L122 200H124L125 198H127V199H125L126 201H129L130 200V202L133 200V194L132 193H135V190L137 188L138 183L144 181L143 178H142V176L140 175ZM235 173H237V171H235ZM104 174H106V173H104ZM238 174H239V172H238ZM112 175H114V174H112ZM144 175H146V174H144ZM152 175L149 176V174H148L146 176V179L147 180L148 179L151 180L152 179L151 178ZM116 176L114 177L115 179L116 178H118V179L120 178V177H116ZM158 179H157V182H158ZM196 181H197V179H196ZM199 183H201L200 180H199ZM150 184L151 183L148 184L149 187H150ZM197 185H199V184H197ZM193 187H195V186H193ZM195 189H196V187L194 188V190ZM9 193H10V197H11V194L14 196L13 192H9ZM128 194L131 195L132 197H130ZM126 196H129V198H131L132 200L129 199L128 197H126ZM54 199H55V196H54ZM70 200H72V199H70ZM113 202H114V200H113ZM117 202H119V201H117ZM130 202H128V204H130ZM48 203H50V202L48 201ZM76 204L77 203L75 201V204H72L70 206H68V205L65 206L63 204L61 206H59V207L57 206L58 209H57V211H55L54 214H52V219L50 221L46 222V225L51 228L50 233L52 234V237L55 236L54 237V240H56V241L52 240L53 241V244H51L52 242L50 244L53 245V246H51V247L48 248L47 253L43 254L42 258L40 257L41 259L39 257H38V259H37V257L35 259L32 258L33 260L31 259L32 261H35L37 259L34 262V264H63L65 262H67L69 264H73L74 263L73 262V258L74 257H72V255H73V252L74 251H76V252L79 253L81 251L83 252V250H85L87 248H90V247L103 248V246L107 245V243L109 242L107 240H110L111 241V239H112V242L115 240V244H117L116 245L117 247H115V249L118 248V247H121V245L119 244V241L118 240H117V243H116V239L118 238L117 237L118 235H121L122 236V234H120V233L118 234V232H121L123 230V228H122L121 225L124 224V223L122 224V220L125 217L123 214L124 213L125 214H128V212H127L126 209H122V210L120 209V210H118L119 208L117 206V207H115V209L116 208H118V209L115 210L112 213L111 212L112 210H110V207H111V205L114 207V204H111L110 207H108V209L106 208L107 209L106 210L104 207L103 208L100 207V204L101 203H99V205L97 206L98 208L100 207L99 210L98 209H96L97 211L92 210V211H94L93 212V215H90L91 214L90 212H92V211H90L89 209H84L83 208L84 206H82V208H80L81 207L80 206L81 203L79 205H76ZM124 204L127 206V203H124ZM124 204L122 205L121 204V201H120V204L117 203V204H115V206L116 205L125 206ZM137 204H140V203L137 202ZM58 205H59V203H58ZM130 205H128V206H130ZM132 205H131V208H133ZM107 206H105V207H107ZM136 206H134L135 209L139 207V205H138V207H136ZM48 207H46V208H48ZM100 209H102V210L105 209V211H103V213H102L100 211ZM127 209H128V207H127ZM130 210L132 211V213H133V211H135L134 208H133V210L132 209H130ZM130 210H128V211L131 212ZM139 211H140V207H139ZM28 212H29V210L27 211V213ZM121 212L122 213L124 212V213L122 214ZM1 215L3 216L2 213H1ZM31 215L33 216V214H31ZM97 216H100V218H103L104 219V222H103V225L102 226H100L97 223V221H98L97 220L98 219ZM50 217H51V215H50ZM144 217H145V215H144ZM4 218H6V217H4ZM22 218L25 219V217H22ZM8 219L7 220L5 219L3 222H0V226L1 227L3 226L2 227L3 230L6 227H8V226L9 227H16L17 226L16 224H11V219H10V221ZM82 220H85V221L87 220V222H90V224L88 226L85 225L86 227L85 226H82L81 225V221ZM0 221H1V219H0ZM124 221H126V219L123 220V222ZM39 224L40 223L36 222V220H35V225H34L35 227L34 228L31 227L32 229L27 228L26 231H24L25 229H20V230H18L16 232H14L13 230H11L10 233H8L7 236H3V235L0 234V264H11V262L13 261V253H14V250L16 251V249H18L20 255L16 259L14 258L15 259L14 262L16 264H31L30 263L31 261H29V258L32 257V256L31 255H28V253L26 251V245H25V243L23 242V243H20V244H16V240L19 237V235L24 234V239L25 240H28V242H30V241L32 242V240H34V238H37L38 235H39V233L42 232L43 229H45V227L43 228V226L41 227ZM112 229H114L116 231H112ZM47 230H45V231L47 232ZM134 230H133V232H134ZM127 231H129V229ZM114 232H116V233H114ZM1 233H2V231H1ZM121 233H123L125 236L127 235V237L129 236L130 238H132V236L134 237V235H135V238L138 237V236H136L137 233L134 234L135 232L133 233L134 235L131 234V232H128L132 236L128 235V233L125 234L126 231H123ZM50 235H47V237L48 236L51 237ZM102 236H104L106 239L104 237H103V239H100ZM125 236H122L123 239H124V240H122V242L124 241L126 243L129 239L127 237H125ZM124 237L126 239H128V240H126ZM132 239H130V240L132 241ZM130 240H129L128 244L129 243L131 244V241ZM133 241H135V239H133ZM125 243H124V245H128V244H125ZM136 244L139 245L138 242ZM111 245H113V243ZM108 246L110 247L109 244H108ZM123 247H124V249L126 248V246H123ZM123 247H121V248H123ZM104 248H106V246ZM92 250H93V248H92ZM118 251H119V248H118ZM124 252H126V251L124 250ZM119 255H121V252L119 253ZM125 256H127V254ZM92 257H94V256H92ZM104 257H105V254H104ZM108 257H109V254L107 255V258ZM101 258H102V256H101ZM107 258H105V260ZM111 258H108V261H109V259L111 260ZM118 258H120V256ZM88 259H90V257H88ZM112 259H113V260H111L112 262L113 261L115 262V260L117 262V259L116 258H115V260H114V258H112ZM91 260L90 261L87 260L88 263L87 262L86 263L87 264H93L94 263V259L92 261ZM120 260H121V258H120ZM108 261H106V262L105 261H103V262L102 261H99V264L100 263L101 264H104V263L108 264L109 263ZM116 262L114 264H117ZM121 262H124V261L122 260ZM97 263H98V261H97ZM12 264H13V262H12Z\"/></svg>", "mask_w": 264, "mask_h": 264}]
</instances>
